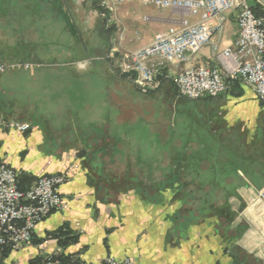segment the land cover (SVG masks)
I'll use <instances>...</instances> for the list:
<instances>
[{"label": "crops", "instance_id": "1", "mask_svg": "<svg viewBox=\"0 0 264 264\" xmlns=\"http://www.w3.org/2000/svg\"><path fill=\"white\" fill-rule=\"evenodd\" d=\"M138 1L123 2L103 18L107 27L111 25L106 31L98 14L99 0H65L93 54L101 52L96 35L105 36L106 54L119 47L118 55L103 59L101 54L84 56L62 0H0V62H32L29 68L0 73V164L34 178L55 173L66 177L58 187L60 207L35 225L31 244L0 252V264H46L52 255L56 259L51 264H104L110 256L127 257L132 264H264V203L259 197L264 183L254 185L240 169L211 168L192 156L208 137L244 147L248 161L261 153L264 163V102L241 81L214 97H180L168 64L157 75L162 81L158 92L172 102L173 112L164 134L158 124L146 131L154 137L149 143L166 146L147 152L132 146L140 141H133L125 127L143 122V107L141 101L124 95L130 86L144 91L131 74L112 68L119 69L124 52L178 26L181 16L195 20ZM63 28L72 38L74 57L66 63L72 73L79 76L98 67L97 77L108 93L103 118L95 115L99 108L88 104L93 112L82 124L70 110L59 124L36 116L37 98L30 89L47 74L35 70L32 46L47 41L57 47ZM236 37L234 13L227 11L209 43L182 67L220 66L217 54L232 47ZM61 83L51 95H61L57 92L62 91ZM12 123H27L29 128L21 131ZM252 167L253 173L261 172L262 166ZM243 252L254 260L242 257Z\"/></svg>", "mask_w": 264, "mask_h": 264}, {"label": "built area", "instance_id": "2", "mask_svg": "<svg viewBox=\"0 0 264 264\" xmlns=\"http://www.w3.org/2000/svg\"><path fill=\"white\" fill-rule=\"evenodd\" d=\"M128 0H99L98 14L112 15ZM158 9L170 8L181 15L194 17L189 21L181 16L178 26L155 34L152 42L122 54L119 71L131 74L133 83L143 91L159 86V70L170 64H188L202 46L209 43L215 29L219 30L232 11L237 24V37L232 47L224 48L217 57L220 66H184L172 76L179 94L188 99L204 95L217 96L228 90L230 81H241L252 88L264 102V18L258 17L248 0H139ZM118 52L113 46L109 53ZM29 68V63L0 62V73L15 67ZM21 131L27 123H12ZM21 172L0 164V252L6 248L29 245L35 225L52 210L59 208L62 196L58 187L64 174L38 177L29 187L20 188ZM264 203V189L259 192ZM48 257L46 264H51ZM104 264H132L127 258L108 257Z\"/></svg>", "mask_w": 264, "mask_h": 264}, {"label": "rangeland", "instance_id": "3", "mask_svg": "<svg viewBox=\"0 0 264 264\" xmlns=\"http://www.w3.org/2000/svg\"><path fill=\"white\" fill-rule=\"evenodd\" d=\"M65 3L66 2L62 0L64 10H66L68 17L71 20V15L68 13L69 10H67L68 6H66ZM139 3L141 4V2ZM100 18L103 19L102 17ZM71 21L73 24L74 21ZM102 21L104 23V29L106 31L109 29L108 31H110L111 25L110 27H107L106 21H104V19ZM63 26H65V22H63ZM40 28H43L42 25L40 26ZM94 38H96V41L101 44V52H99L101 55L93 54L90 48H88L87 45H84L85 47H82L84 56L100 55L101 58L105 59L107 54V56L109 57H115L119 54L118 52L106 54L108 43L105 36L101 35L99 37L96 35ZM71 42L72 38L70 34L63 28L61 41L58 42L57 47L50 46L47 41L45 43L41 41L40 43L38 42L37 46H32V50H34L36 58L32 57L30 58V60L34 62L33 65L35 67V70L47 74L42 78L38 77L36 79V82L33 83L30 89L32 96H36L37 98L35 100L36 104H34L33 106H37L36 116H38L40 120H49L56 124H59L66 119L67 110H70V114L76 116L77 121L82 124L81 121L85 122L84 120H86L90 113L93 112L86 108V104H88V106L94 107V109L95 107L99 108V110L95 111L96 117L103 118V115L106 114V108H104L103 106L106 107V99L108 97V93L107 90L104 91L102 89L101 84L103 81L97 77V65L94 66V68H89V71L87 73L76 76V74L72 73L71 66L69 67V64H66L74 57V53L70 49ZM117 48L119 50L118 46ZM37 61H41L42 64H35ZM30 65H32V62ZM180 67H182V65L172 66L174 72H177ZM14 69L22 70L23 67ZM112 70L115 73H121L120 71H118L119 69L116 70L115 68H112ZM54 73H58L60 74V76H55ZM60 81L62 82V91L57 89V92H60L61 95H58L55 92L54 95H51L50 91L53 90L55 86H57L58 88ZM161 83L162 81H159V87L157 89L150 90L151 92L144 91L142 92V94L134 87L130 86V89H128V91L124 95L127 100L131 99L133 101H138L139 103L141 101L144 115L143 122H137L136 125H130L125 128H127V130H130V133L132 134L131 138L133 139V141L135 138H137V141H140L136 143L132 142V146L137 145L138 149L143 152L149 151V148H154V150L161 151L163 150V147L166 146L163 144L156 145L154 144V142L149 143V141L154 140V137L146 133L147 126L151 124H158V130H160V132L164 134L166 126L165 123L168 118L170 119L171 112H173L172 102H169V100H167L161 92H158L161 91L159 90L160 86H162ZM175 94L183 97L179 94L178 89H176ZM100 105H102V107H100ZM112 118L113 116L111 115V119ZM182 128V125H180L178 128L179 132H182ZM119 129L121 130L122 128ZM113 130L116 131L117 128L115 127L113 128Z\"/></svg>", "mask_w": 264, "mask_h": 264}, {"label": "trees", "instance_id": "4", "mask_svg": "<svg viewBox=\"0 0 264 264\" xmlns=\"http://www.w3.org/2000/svg\"><path fill=\"white\" fill-rule=\"evenodd\" d=\"M251 6L256 16L264 18L263 5H261L256 0H252ZM234 82L235 81H230V85H232ZM206 138L207 139H205L204 142L202 143V148L192 152V156L197 160V162L199 160H205V163H207L208 167L216 168V169H223V168L240 169L244 177H246L252 184L258 185L260 183V180H262V183H264V163H262V160L260 159L261 153L257 152L258 154H260L259 158H256L257 157V153H256L254 155V161L253 160L248 161L246 150L244 147L237 149L229 143L220 144L217 143L215 140H210L208 137ZM201 157L202 159H199ZM252 166H255V168H257L256 166H262L261 172L253 173L255 169H253ZM232 178L235 179V176H232ZM36 179L37 178L34 177L21 175L20 188L24 189L29 187L32 184V182L35 181ZM202 209L203 208H200V210ZM202 212H204V210H202ZM202 212H200V215L202 214ZM242 227L243 226L241 225L239 228L240 230L239 233H241L243 229ZM7 249L8 248L4 249L3 251ZM242 257L250 258L254 260V258L251 255L246 254L245 252L242 253ZM53 259H56V256L52 255L51 261H53Z\"/></svg>", "mask_w": 264, "mask_h": 264}, {"label": "water", "instance_id": "5", "mask_svg": "<svg viewBox=\"0 0 264 264\" xmlns=\"http://www.w3.org/2000/svg\"><path fill=\"white\" fill-rule=\"evenodd\" d=\"M252 1V0H251ZM257 2H259L261 5H263L264 6V0H256ZM64 2H65V0H64ZM66 4V3H65ZM66 6H67V4H66ZM67 10H69L68 8H67ZM70 15H71V13H70V11L68 12ZM71 17V20H73V18H72V15L70 16ZM74 24V27L76 28V31H77V36H78V38H79V40H80V42H81V44H82V46H83V48L85 47L84 45V40H83V36H82V32L77 28V26L75 25V23H73Z\"/></svg>", "mask_w": 264, "mask_h": 264}]
</instances>
